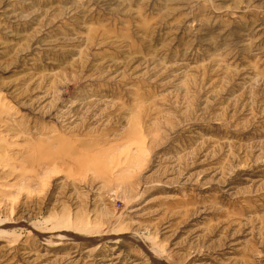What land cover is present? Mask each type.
Instances as JSON below:
<instances>
[{
  "label": "rangeland",
  "instance_id": "obj_1",
  "mask_svg": "<svg viewBox=\"0 0 264 264\" xmlns=\"http://www.w3.org/2000/svg\"><path fill=\"white\" fill-rule=\"evenodd\" d=\"M0 264H264V0H0Z\"/></svg>",
  "mask_w": 264,
  "mask_h": 264
},
{
  "label": "bare ground",
  "instance_id": "obj_2",
  "mask_svg": "<svg viewBox=\"0 0 264 264\" xmlns=\"http://www.w3.org/2000/svg\"><path fill=\"white\" fill-rule=\"evenodd\" d=\"M36 175V174H35ZM37 176V175H36Z\"/></svg>",
  "mask_w": 264,
  "mask_h": 264
}]
</instances>
